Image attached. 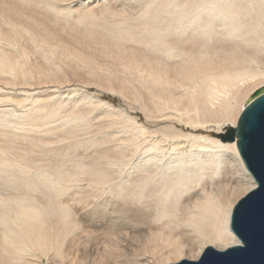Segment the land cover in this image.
Wrapping results in <instances>:
<instances>
[{"label": "bare ground", "instance_id": "6f19581e", "mask_svg": "<svg viewBox=\"0 0 264 264\" xmlns=\"http://www.w3.org/2000/svg\"><path fill=\"white\" fill-rule=\"evenodd\" d=\"M69 60L121 106L67 83ZM261 86L264 0H0V264H173L239 244L232 210L257 184L218 134Z\"/></svg>", "mask_w": 264, "mask_h": 264}, {"label": "water", "instance_id": "95a60500", "mask_svg": "<svg viewBox=\"0 0 264 264\" xmlns=\"http://www.w3.org/2000/svg\"><path fill=\"white\" fill-rule=\"evenodd\" d=\"M218 136L224 142L236 141L257 184L232 210L231 229L240 243L224 250L208 246L198 260L173 264H264V86L251 95L237 125Z\"/></svg>", "mask_w": 264, "mask_h": 264}, {"label": "rangeland", "instance_id": "374dc122", "mask_svg": "<svg viewBox=\"0 0 264 264\" xmlns=\"http://www.w3.org/2000/svg\"><path fill=\"white\" fill-rule=\"evenodd\" d=\"M65 63H67L66 65H65V67H64V70H65V75L67 76V83L69 82V83H76V84H78V86H79V89H83L84 87H86V89L87 90H89V91H91V92H95V93H97L100 97H102V98H104V99H107V100H110L111 102H113L115 105H117V106H121V102H123V98L120 96V95H118V94H114V93H111V92H108V91H106L105 92V90L103 91V93L102 92H100V89H98V87L97 86H95V85H84V82H83V80H86V73L84 72V71H81L80 69L81 68H79V71H77L78 70V66L77 65H75V63H74V61H71V60H69V61H67V62H65ZM77 68V69H76ZM76 71V72H75ZM78 73V74H77ZM79 75V76H78ZM83 75V76H82ZM81 85V86H80ZM83 85H84V87H83ZM262 87V86H261ZM261 87H259V88H261ZM259 88H257V89H259ZM256 89V90H257ZM256 90H254V92L256 91ZM254 92H252L251 94H250V96L254 93ZM126 106V105H125ZM130 112H131V114H133V115H136V116H138L139 118V120L141 121V122H144L145 123V125H146V127L148 128V129H150V130H154V120L153 119H150V118H147L146 117V115H145V113H144V111L142 110V109H140V106L138 105V104H134V108H133V110L132 109H130ZM147 118V119H146ZM146 119V120H145ZM206 132H208V131H206ZM210 133V132H209ZM227 175H223L222 176V178L225 180V178H227L226 177ZM232 183V182H231ZM232 184H235V182L233 181V183ZM231 184V185H232ZM195 192H197V190H192V192L191 193H195ZM239 197V196H238ZM238 197H235V198H238ZM109 206L111 207V202L109 203ZM98 208V207H97ZM100 209V208H99ZM90 211H88V213L86 214L85 213V217H84V219H83V221H84V224H85V226L87 227H85L86 228V230H87V232H86V234H85V236L84 237H86L87 238V243H88V247H90V245H91V247H96V245L95 244H97V241L99 240V236H100V233H101V231H102V228H103V223L106 221V218H102V217H100V214L102 213L101 212V210H98V211H96V215H97V213H98V215L97 216H95V213L93 214V211L92 212H90ZM80 213L82 214L83 213V210L82 211H80ZM102 216V215H101ZM111 221L113 222V221H115V222H119L120 221V218H119V216L117 215V214H114L112 217H111ZM100 222H99V221ZM102 220V221H101ZM105 220V221H104ZM96 221V222H95ZM99 222V223H98ZM87 223V224H86ZM91 224V225H90ZM98 224H100V226L98 225ZM97 228H96V227ZM144 225H138V227H136L135 229L133 228H131V227H126V228H124L123 230H122V233H121V240L123 241L122 243H123V246H125V248L127 249V252L128 253H132V251H134V249L137 247V245H138V241H136V240H138V238H139V234L141 235L142 234V232L144 233ZM93 229V230H92ZM140 231V232H139ZM124 233V234H123ZM94 234H95V236H94ZM127 240V241H126ZM90 242H91V244H90ZM92 242H94V243H92ZM96 242V243H95ZM83 251V249H81V251L80 252H82ZM43 263L44 264H46V260H44L43 261ZM42 263V264H43Z\"/></svg>", "mask_w": 264, "mask_h": 264}]
</instances>
